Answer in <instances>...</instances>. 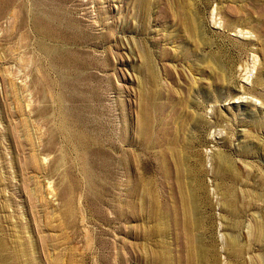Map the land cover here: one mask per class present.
Listing matches in <instances>:
<instances>
[{
	"label": "rangeland",
	"instance_id": "obj_1",
	"mask_svg": "<svg viewBox=\"0 0 264 264\" xmlns=\"http://www.w3.org/2000/svg\"><path fill=\"white\" fill-rule=\"evenodd\" d=\"M0 264H264V0H0Z\"/></svg>",
	"mask_w": 264,
	"mask_h": 264
},
{
	"label": "bare ground",
	"instance_id": "obj_2",
	"mask_svg": "<svg viewBox=\"0 0 264 264\" xmlns=\"http://www.w3.org/2000/svg\"><path fill=\"white\" fill-rule=\"evenodd\" d=\"M142 130L145 131V127Z\"/></svg>",
	"mask_w": 264,
	"mask_h": 264
}]
</instances>
